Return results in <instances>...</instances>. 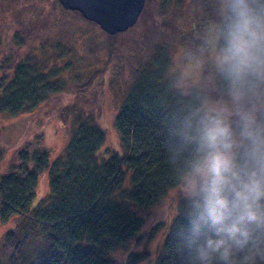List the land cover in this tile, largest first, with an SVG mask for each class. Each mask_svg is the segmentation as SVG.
I'll use <instances>...</instances> for the list:
<instances>
[{
	"label": "trees",
	"instance_id": "1",
	"mask_svg": "<svg viewBox=\"0 0 264 264\" xmlns=\"http://www.w3.org/2000/svg\"><path fill=\"white\" fill-rule=\"evenodd\" d=\"M52 5L59 6L56 0ZM17 6L23 9L21 14L30 8L24 0ZM63 11L93 24L77 12ZM216 17L212 0H205L202 17L183 38L191 54L201 51L208 57L212 43L207 33L220 23ZM18 38L14 52L26 46ZM37 48L41 54L51 50L55 63L50 71L42 58L19 59L14 52H5L10 51L8 45L0 46V55L5 54L0 64V114L31 113L67 90L55 78L61 71L59 61L70 55L67 47L38 40ZM152 54L144 52L134 84L114 118L121 155L103 148L105 137L96 120L79 112L71 119L63 156L51 166L48 154L39 148L41 136L14 153L15 162L0 179V221L18 220L0 240V264H115L111 255L138 236L149 210L183 181L191 159V147L183 140L186 119L208 97L193 88L182 93L176 86L178 78L163 70L164 55L154 59ZM69 66L68 62L62 70ZM202 69L207 91L217 101L228 100L215 64L206 61ZM69 113L62 112L60 119L66 121ZM46 170L48 194L31 207L38 176ZM191 211L186 199L178 202L156 264H188ZM148 256L147 252L130 255L125 264H140Z\"/></svg>",
	"mask_w": 264,
	"mask_h": 264
},
{
	"label": "rangeland",
	"instance_id": "2",
	"mask_svg": "<svg viewBox=\"0 0 264 264\" xmlns=\"http://www.w3.org/2000/svg\"><path fill=\"white\" fill-rule=\"evenodd\" d=\"M18 1L0 0V46L8 45L10 51L5 52L13 53L17 45L15 39L20 37L22 44L26 46L19 52H14V56L24 60L31 55L36 61L42 58L46 61V72L51 70L55 61L51 50L41 54L37 41L43 40L48 44L67 47L70 55L59 61L61 71L55 76L59 83L63 84L62 88L67 90L58 99L54 98L55 100L38 106L31 113L16 117L0 114V179L15 162L14 153L39 136V148L48 154L49 166L63 156L71 119L77 112L92 116L104 134L103 148L112 149L121 155L122 149L114 128V118L134 84L146 50L153 53L154 59L159 53L164 55L163 70L169 73L167 76L170 78H178L176 86L182 93L188 94L192 88L200 91L208 97L203 106L229 103V99L215 100L203 81L205 78L202 63H214L213 48L209 50L206 58L201 51L191 54L189 47L187 49L183 43V38L190 33L193 22L202 17L205 0H145L135 25L114 38H110L94 23H85L64 12L60 5L54 7L53 0H24L30 4L24 14H21L23 9L17 6ZM212 5L217 12L218 24L220 0H212ZM54 24H58L57 27ZM210 32L209 27L207 34L212 43L214 31ZM27 44L34 47L27 48ZM4 55L3 51L0 64ZM68 62V70H62ZM79 87L84 88L79 90ZM66 111H69L70 115L66 121H62L61 113ZM48 173L49 170H46L38 176L31 207L38 205L47 196ZM183 181L169 190L149 210L138 236L124 250L111 255L115 264H125L128 256L144 252L149 256L140 264H156L162 242L172 219L176 216L177 204L186 199ZM17 220V217H12L6 223L0 221V240L14 228Z\"/></svg>",
	"mask_w": 264,
	"mask_h": 264
},
{
	"label": "clouds",
	"instance_id": "3",
	"mask_svg": "<svg viewBox=\"0 0 264 264\" xmlns=\"http://www.w3.org/2000/svg\"><path fill=\"white\" fill-rule=\"evenodd\" d=\"M214 64L229 103L186 119L188 264H264V0H220Z\"/></svg>",
	"mask_w": 264,
	"mask_h": 264
},
{
	"label": "water",
	"instance_id": "4",
	"mask_svg": "<svg viewBox=\"0 0 264 264\" xmlns=\"http://www.w3.org/2000/svg\"><path fill=\"white\" fill-rule=\"evenodd\" d=\"M60 7L77 12L108 36L123 33L137 22L145 0H56Z\"/></svg>",
	"mask_w": 264,
	"mask_h": 264
}]
</instances>
